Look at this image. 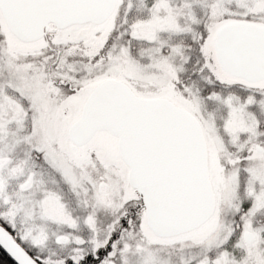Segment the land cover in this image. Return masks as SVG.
<instances>
[{"label":"snow or ice","instance_id":"6c2138e0","mask_svg":"<svg viewBox=\"0 0 264 264\" xmlns=\"http://www.w3.org/2000/svg\"><path fill=\"white\" fill-rule=\"evenodd\" d=\"M0 264H264V0H0Z\"/></svg>","mask_w":264,"mask_h":264}]
</instances>
